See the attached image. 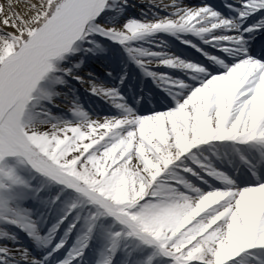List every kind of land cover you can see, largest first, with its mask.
Masks as SVG:
<instances>
[{
    "label": "bare ground",
    "instance_id": "6f19581e",
    "mask_svg": "<svg viewBox=\"0 0 264 264\" xmlns=\"http://www.w3.org/2000/svg\"><path fill=\"white\" fill-rule=\"evenodd\" d=\"M223 2L230 4V7L220 10L207 0H145L143 3L138 28L141 33L150 34V39L155 42L144 62L146 73L153 74L158 68L169 67L170 70L166 72L170 75H174L175 71L186 75L185 81L175 83L168 74L163 73L166 76L167 92L179 95L176 100L178 106L160 109L148 117L151 131L149 143L140 137L134 126V122L143 117L140 114L122 116L115 111L96 113V110L93 112L89 108L81 110L76 103L77 96L69 94L65 89L53 96L57 103H68L67 99L75 102L72 105L75 106L78 119L68 121V126L80 133L81 142L74 149L72 160L82 162L83 154L93 151L94 158L84 161L83 169L92 174L90 171L98 166L102 172L121 179L125 189H136L143 196L152 182L162 178L168 164L177 162L175 159L184 148L203 150L220 141L225 142L231 150L232 139H243L249 141L243 150L253 156L252 146L258 143L264 145V63L247 52V45L251 42L248 37L257 36L262 30L253 20L254 15L243 11L245 5L242 2L246 0ZM101 3L102 0H69L66 8L57 13L32 44L22 63L25 68L18 65L17 70L21 72L14 83L16 92L17 87L22 90L28 84L31 72L38 69L53 50L67 43L72 44L80 28L89 22L95 23ZM40 4V0H0V52L6 50L13 36H18V29L22 25L33 30L31 18L36 16L35 6ZM243 28L246 32H243ZM106 31L112 44L124 38L118 24ZM171 35L181 37L194 49H201L204 44V56L207 54L205 57L210 62L219 60L218 55L221 54L217 51L235 53L237 56L231 63L225 62L221 71L211 73L203 59L194 60L178 55L172 52L173 48L162 46L160 39H169ZM259 38L263 37L259 35ZM205 44L211 45L216 52ZM136 76L140 74L136 73ZM84 79L91 81L89 77ZM136 81L137 86L145 87L139 78ZM113 82L114 79L109 80L108 84L90 82L87 86L103 96L104 100L113 102L111 95L114 92L109 89ZM195 119L204 124L206 133ZM34 134L48 145H58L64 140L55 127L46 123L36 125ZM255 138L260 140L253 141ZM108 140L117 141V146L103 153L102 149ZM251 160L254 165H259L257 156ZM235 168L237 174L243 173L242 167ZM209 169V177L216 184L186 183L165 221L171 230L177 234L182 233L195 248L189 262L185 264L234 262L248 252L255 251L248 245L249 233L258 238L264 235V181L259 179L260 176L255 175L252 185L240 186L233 181L236 172L227 164L216 161ZM138 172L140 176H137ZM26 204L36 206L37 213L42 209H46V215L58 213L57 209L44 208L36 201L31 200ZM79 229V224L74 226V232ZM6 231L19 238L15 227L0 225V237ZM4 238L10 245H2L6 251L1 256L10 260L8 264H42V261L57 258L45 249H37L36 254L27 253L24 246L13 241L15 237L6 235ZM90 240L91 244L96 242L99 245L94 235ZM77 246H81V250L85 249L81 243ZM100 246L103 255L87 254L85 250V258L99 263L105 258L104 264H113L116 255L113 249L107 250L106 246ZM118 257L122 258V264H135L138 250L120 253Z\"/></svg>",
    "mask_w": 264,
    "mask_h": 264
},
{
    "label": "rangeland",
    "instance_id": "374dc122",
    "mask_svg": "<svg viewBox=\"0 0 264 264\" xmlns=\"http://www.w3.org/2000/svg\"><path fill=\"white\" fill-rule=\"evenodd\" d=\"M56 1L40 0L41 4L35 6L36 16L31 18L33 30H28L25 25H22V28L18 29V36L21 35L23 41H19L20 44L17 45L18 41H14L20 39L17 38L18 36H13L6 50L0 52V63L6 57L12 55L24 41L27 42L29 38H32L37 27L50 18L56 10H59L64 0L61 3H56ZM108 1L102 0L95 23L89 22L80 28L72 44L67 43L53 50L45 58L42 65L30 79L26 90H24L1 120L4 129L15 135L26 148V154L20 147L12 145L0 137V225L5 226L6 224H11L17 227L22 235H24V231H27L30 235L27 238L31 241H33L32 234L39 236L34 241L42 249L48 248L49 253H52L54 246L58 244L51 239V235L56 234L59 230H61V233H65L67 229L71 231L74 226L79 224V231L75 230L77 239H79V236H83L87 240L93 234L95 240L97 239V243H99V245L96 242L91 246L87 245V249L92 254L101 255L103 254V249L100 245L106 246L107 250H109L111 243H114L120 246L122 252L138 250V257L135 260V264H185L189 262L195 248L190 245V242L182 233L177 234L171 230L165 221L178 202L177 196L181 194L179 192L186 183L193 185L196 179L207 182V179L199 170L205 171L208 175L210 169H207L206 165L210 166V163L216 160L224 165H229L234 170L233 168L236 162L237 166H239L238 153H240V148L233 146V150L223 151L228 154H221L218 150L211 149V146H207L203 150L197 148L196 151L198 153L192 152V154H189L186 158L182 157L180 160L181 164L179 165L181 168H184L185 172L178 171L175 168V166H179L178 164L166 168L161 176L162 178H158L152 182L149 185L148 191L143 196L136 189H125L121 179L108 175L107 172H102L98 166L90 171L92 174L89 173V170L83 169V162L91 161L94 158L95 153L93 151L86 152L85 155L83 154L82 162L72 160L74 149L81 142L80 133L76 129L68 126V121L78 119L75 106L72 105L75 102L71 99H67L68 103H57L53 100V94L57 92L56 87H58L59 79L66 80L65 74H68L73 69V65L79 67V61L75 55L69 58L68 54L71 53V48H81L88 51L87 48L90 47L92 50H89L90 52L88 51L91 54L88 59L89 61L103 58L107 54L108 47L119 48V51L116 52L117 54L126 57L127 52L129 56L134 57V59L136 58L141 64L143 63L142 61H147L146 57L151 53L155 44L150 39V36L146 38L143 33H140L138 28L141 22L139 12L144 7L143 3L145 0H121L120 4L113 2L114 4L110 6L107 4ZM114 24H118L122 29L124 38L115 40V44L110 42L109 45L107 43H105L107 45L100 44V36H106L107 40L110 41V38L104 33V29H108ZM172 37L177 41H181L179 37L174 35ZM160 40L164 47L169 48L172 44L168 39L162 38ZM92 41L98 42L102 46L93 48ZM173 43L178 45L176 41ZM248 48L250 52L255 50L252 46H248ZM225 56L234 57L232 54L219 56V60L211 63V70L209 72L212 70H221L226 62ZM70 62H73V65ZM82 62L83 60H81ZM134 70L138 73L143 72L145 67L141 64V66L134 67ZM146 76L142 75L141 78L145 79ZM125 78L122 75L117 80V86H112L116 91V93L114 92L111 95L114 103L120 104L122 102L124 104V106L117 107L115 110L122 116L130 114L135 116L140 114L137 110H141L140 108H142L143 113L140 116L143 117L137 119L134 122V126L139 131L140 137L149 143L151 131L147 120L148 117L163 107L174 108L178 106L176 100L179 95H168V87L166 86L163 93L169 96L168 100L157 96L160 104L149 101V103H141L140 107L139 105L134 106L132 103L136 100L135 97L130 102L127 95L120 92L123 89L122 84H125ZM172 79L175 83L185 81L181 74H176ZM80 90L82 89L78 83H71L66 89L69 94L77 96L78 101L76 103L78 104V108L86 110L87 108L81 99L84 98L88 102L86 98L89 96ZM20 91L21 87L18 88V92ZM115 97H118V99H115ZM169 100L173 103V106H169ZM109 109L110 107H102V111ZM58 117L62 119H58ZM48 120L53 121L47 122ZM195 121L202 131L206 133L204 124L198 119H195ZM40 123H46L50 127H55L58 134L64 137V140L58 145H48L44 141H40L36 134H34L35 126ZM116 146L117 141L108 140L102 152L106 153L107 151L115 149ZM207 150L208 154L204 152ZM209 151H212L213 154ZM255 153L260 161H264V158L259 156L258 152ZM202 155L207 158V161H204ZM261 155L264 156V153ZM212 156H215V158ZM239 162L242 164L241 161ZM44 163L62 171L65 173V177H58L42 170L41 167L45 166ZM191 163H195L196 167ZM242 166L247 169L248 174L242 173L239 177L237 176L238 182L236 183L242 184V186L252 185L255 180L254 175L257 172L256 169H252L246 163H243ZM33 172L39 174L37 181L42 185L45 183L49 190L51 189L52 195H49L50 193H46L44 190H36L37 181L31 179ZM140 175L141 173L138 172L137 176ZM75 187H82L83 189L79 190ZM89 189L99 194L102 202L112 208L115 213L104 212L96 204L97 201L94 202L91 195L86 193L87 191L85 190ZM54 195L59 198L53 200L50 196ZM140 198L141 200L137 201ZM31 200L33 202H40L45 206H52L58 210L55 216H51V222L47 228L33 223L35 221L32 220V207L26 204ZM60 215L64 217V221L63 219L59 220ZM119 215L124 218L126 217V219L128 217L132 219L146 234L139 233L131 225L130 227L129 225H125ZM35 220L38 221L37 218ZM29 222L33 227H26V224ZM61 224H65L63 229L60 227ZM219 224L226 225L227 223L220 222ZM53 226H57L55 231H52ZM5 234L13 235L9 231H6ZM48 234L50 235L48 236ZM256 238L253 233H249L247 237L248 245H250L249 247L251 249L257 245H254ZM39 239H43V241H39ZM59 249L61 250V247ZM65 251L63 249L64 254H66ZM254 257H257L255 252H248L234 262L223 264H256ZM2 260L6 264L10 261L7 258H2ZM54 260L56 259L49 260L48 262L42 261V264H66L64 258L61 261L58 259L56 261ZM91 262L86 263L90 264ZM103 263L104 261L102 260V263L97 264ZM92 264H95V262Z\"/></svg>",
    "mask_w": 264,
    "mask_h": 264
},
{
    "label": "water",
    "instance_id": "95a60500",
    "mask_svg": "<svg viewBox=\"0 0 264 264\" xmlns=\"http://www.w3.org/2000/svg\"><path fill=\"white\" fill-rule=\"evenodd\" d=\"M68 2L69 0H66L64 4L62 5L61 9L55 12L54 15H52L43 25H41L36 31V33L34 34V36L26 44L21 46L14 54L7 57L0 65V135L1 137L5 138L7 141L12 143L13 145H17L21 147L19 142L16 141V139L10 133L6 132V130L4 129L1 123V120L3 116L7 113V111L15 104L16 100L21 96L22 91H23L22 90L21 92H18V91L16 92L17 89L14 90L13 88L14 83L17 82V79H19L20 77L19 74L21 72L17 70V67L20 64H21V67L25 66L22 63L27 57V53H29L32 47V44L39 38V36L41 35V32L49 25V23L57 15V13H59L60 11H63L66 8ZM41 65L42 64H40V66ZM37 70L38 69H35L31 72V75L29 76L28 81L32 78L33 74ZM24 88L25 87H23V89ZM9 95L11 96L9 97Z\"/></svg>",
    "mask_w": 264,
    "mask_h": 264
},
{
    "label": "trees",
    "instance_id": "16d2710c",
    "mask_svg": "<svg viewBox=\"0 0 264 264\" xmlns=\"http://www.w3.org/2000/svg\"><path fill=\"white\" fill-rule=\"evenodd\" d=\"M63 0H57L56 1V3H61ZM16 41H18V44L17 45H19L20 44V42H21V40H15L14 42H16ZM20 41V42H19Z\"/></svg>",
    "mask_w": 264,
    "mask_h": 264
}]
</instances>
